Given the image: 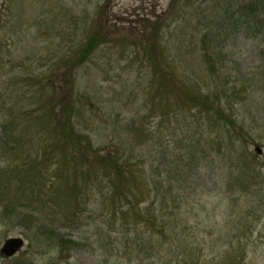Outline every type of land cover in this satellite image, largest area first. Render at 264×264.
<instances>
[{
	"label": "rangeland",
	"instance_id": "obj_1",
	"mask_svg": "<svg viewBox=\"0 0 264 264\" xmlns=\"http://www.w3.org/2000/svg\"><path fill=\"white\" fill-rule=\"evenodd\" d=\"M248 1L0 0V90L2 83L15 76L27 82L31 74L48 76L46 71L51 70L61 74L64 63L80 51L93 30L100 31L103 43L75 71L76 130L91 136L97 148L109 147L126 139L135 120L147 131L138 154H143L141 159L152 168L154 178L174 181V168L182 166L184 181L174 187L187 198L183 227L186 243L194 249L190 255L179 256V262L176 254L168 252L159 261L149 246L137 247L134 232L118 228L110 241L116 242L117 237L121 242L112 245L113 256L105 255L110 246L102 244L109 241L108 233L97 232V223L87 219L92 207L85 201L82 225L62 231L82 242V250L62 260L54 249L36 248L25 228L0 224V250L10 238L25 242L12 260L0 254V264H185L190 258L197 264H264V85L251 96L247 81L262 63V38L253 34L254 28L238 11L239 4ZM156 23L161 24L158 39L165 47L166 63L179 69L183 82L189 79L205 93L210 85L194 46L206 31L217 34L215 43L232 73V81L221 88L229 98L222 99L243 127L236 126L235 134L246 139L234 145L232 157H222L215 150L218 134L208 118L182 110L184 100L179 98L174 106L171 99L158 100L157 75L143 49V39L152 36ZM27 84L31 87V81ZM233 87L238 96L232 95ZM199 136L209 157L191 146L190 140L196 142ZM256 147L260 154L255 153ZM188 150L195 154L187 156ZM241 173L240 180H246L250 188L232 189L231 176ZM124 241L133 243L137 253L124 252Z\"/></svg>",
	"mask_w": 264,
	"mask_h": 264
},
{
	"label": "trees",
	"instance_id": "obj_2",
	"mask_svg": "<svg viewBox=\"0 0 264 264\" xmlns=\"http://www.w3.org/2000/svg\"><path fill=\"white\" fill-rule=\"evenodd\" d=\"M238 11L254 28L253 34L262 38V63L247 80L253 96L264 85V0L239 4ZM160 30L161 24L156 23L152 36L143 39L144 52L150 59L152 72L157 75L155 91L158 100L171 99L173 106L179 105V99L184 100L182 110H194L199 116L208 118L212 131L218 134L214 141L215 150L222 157L231 156L236 151L234 145L246 139L235 134L236 126L243 127L230 113L232 108L227 107L222 99L223 96L226 98L227 92L221 88L232 81V73L222 49L215 43L217 34L206 31L194 46V53L200 57L210 85L206 87L209 93H205L189 79L183 82L179 69L174 64L170 68L166 63L165 47L158 39ZM102 38L100 31L93 30L80 51L64 63L65 71L61 74L51 70L46 71L48 76L28 75L27 82L31 81V87L20 76L2 83L0 224L8 228H25L33 237L36 248L54 249L59 258L67 260L72 252L82 250V242L69 238L62 231L82 225L83 202L89 201L92 210L87 219L97 223V232L108 233L109 241L102 244L103 248L110 246L104 250L105 255H114L112 245L121 241L117 237L116 242L110 239L112 232L120 228L125 233L134 232L135 241L140 243L137 247L149 246L159 261L168 252L176 254L179 262V256L190 255L189 250H194L186 243L183 227L187 198L181 193L182 189L174 187V183L180 185L184 181L182 166L174 168L176 182L173 178L162 181L154 178L149 171L152 168L141 159L143 154H138L147 131L136 125L135 120L126 131V139L110 143L109 147L97 148L91 136L76 130L75 71L100 47ZM236 89L232 88L233 96H238ZM150 100L153 103L154 99ZM151 105L153 112L155 106ZM246 135L249 136L247 132ZM201 138L199 136L196 142L190 140L191 146L209 157L207 148L202 149ZM144 144L147 145L146 141ZM35 145V151H30ZM194 154L188 150L187 156ZM240 176L243 174L231 176V188H250ZM233 177L236 178L234 182ZM140 234H148L149 238ZM123 245L124 252L130 250L132 254L136 251L133 243L124 241ZM91 247L94 249V243ZM184 262L197 264L194 258Z\"/></svg>",
	"mask_w": 264,
	"mask_h": 264
},
{
	"label": "water",
	"instance_id": "obj_3",
	"mask_svg": "<svg viewBox=\"0 0 264 264\" xmlns=\"http://www.w3.org/2000/svg\"><path fill=\"white\" fill-rule=\"evenodd\" d=\"M255 151L260 154L262 151L260 148L256 147ZM25 242L20 237H14L7 239L0 250L1 255L4 257L10 259L15 257L23 248H24Z\"/></svg>",
	"mask_w": 264,
	"mask_h": 264
}]
</instances>
